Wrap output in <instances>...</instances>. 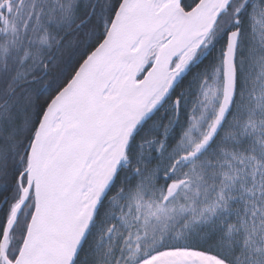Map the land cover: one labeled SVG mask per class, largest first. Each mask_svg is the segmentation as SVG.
I'll return each mask as SVG.
<instances>
[{"label": "snow or ice", "instance_id": "obj_1", "mask_svg": "<svg viewBox=\"0 0 264 264\" xmlns=\"http://www.w3.org/2000/svg\"><path fill=\"white\" fill-rule=\"evenodd\" d=\"M0 264H264V0H0Z\"/></svg>", "mask_w": 264, "mask_h": 264}]
</instances>
